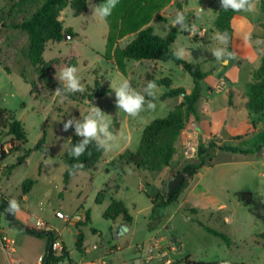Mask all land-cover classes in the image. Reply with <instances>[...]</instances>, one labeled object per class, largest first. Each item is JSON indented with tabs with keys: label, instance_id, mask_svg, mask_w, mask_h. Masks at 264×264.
<instances>
[{
	"label": "rangeland",
	"instance_id": "1",
	"mask_svg": "<svg viewBox=\"0 0 264 264\" xmlns=\"http://www.w3.org/2000/svg\"><path fill=\"white\" fill-rule=\"evenodd\" d=\"M179 2L181 8L171 2L160 13L165 21L155 17L150 26L162 37L176 27L174 51L184 46L187 54L183 59L208 73L201 82L202 96L197 104L201 120L196 123L194 120L184 131L172 167L121 172L115 170L112 162L127 150L136 152L146 126L166 118L180 104V99H163L161 96L167 89L158 87L156 108L132 118L116 107L112 90L104 97L83 103L56 96L54 92L61 85L56 75L66 66L77 67L86 95L93 94L98 83L101 88H110L124 79L142 91L148 74L155 78L170 77L173 88L191 92L195 85L193 78L174 62L128 60L126 73L121 72L115 61L106 57L109 25L94 15L95 0L89 1L93 7L88 3V10L80 16L75 15L71 6L61 13L60 20L71 34L67 33L62 42L46 45L45 63L39 70L29 57L27 34L12 27L25 14L13 9L11 1L0 0V107L14 112L28 134V142L14 149L12 137L3 134L2 143L10 151L4 165L15 164L46 133L44 151L33 152L10 177L2 175L4 168L0 170V193L19 203V211L14 215L20 223L34 227L37 221H42L48 228L43 231L60 233L75 262L86 256L76 244L81 231L84 247H99L87 255L88 259L101 258L106 264H223L224 261L264 264V112L255 114L245 105L246 87L264 56L259 55L255 44L264 40L262 0H256L253 12L245 13L249 19L247 30L240 21H235L239 51L227 65L217 62L211 53L219 46L214 36L220 32L214 27V20L221 7L220 0ZM34 10L35 7L31 12ZM177 12H183L187 23L196 26L195 33L182 31L179 25L173 27ZM244 33L251 34L258 54L253 61L241 55ZM135 38L136 35H129L117 45L123 49ZM232 48L234 52L233 42ZM217 85L221 92L213 91ZM91 103L111 121L115 146L105 151L95 168L80 171L66 183L62 157L69 152L75 133L71 128L65 132L63 123L70 117L79 119L86 115ZM225 129L233 136L223 142L225 146L243 149L263 146V149L251 155L226 150L210 153L207 166L199 171L177 203L153 211V201L160 193H168L169 182L183 174L187 164L197 162L200 142L207 144ZM27 180L35 181V185L24 196L23 185ZM104 190L108 193L98 204V194ZM244 192L253 193L250 204L237 197ZM112 199L126 204L133 216L130 227L124 226L121 217L115 221L104 218ZM86 213L90 214L91 223L78 228L77 223L86 220ZM199 222L227 235L231 244L207 232ZM0 225L10 232L6 215ZM9 234L19 253L7 254L0 243V264H16V257H25V264H34L39 255H45L47 237L39 239L18 230Z\"/></svg>",
	"mask_w": 264,
	"mask_h": 264
},
{
	"label": "trees",
	"instance_id": "2",
	"mask_svg": "<svg viewBox=\"0 0 264 264\" xmlns=\"http://www.w3.org/2000/svg\"><path fill=\"white\" fill-rule=\"evenodd\" d=\"M9 1L14 3L13 9H18L25 14L19 22L12 23V27L27 34L29 40V57L35 67L40 70L41 66L45 63L44 54L46 45L49 42H62L67 33L71 34V30H65L64 22L60 20L61 13L68 6H71L75 15L80 16L88 10V3L90 0ZM173 1L181 8L179 0H120L117 7L113 10L112 15L105 19L109 25L107 41L108 51L106 57L108 60L113 59L121 72L126 73V62L128 60L137 62L145 60L163 63L174 62L185 69L193 78L195 84L194 88L189 93L182 87L173 88V80L170 77L155 78L150 74L145 77L143 89L148 81H155L158 87H165L167 89V92L162 96L163 99H178L182 97L183 100L166 118L154 120L146 126L140 146L136 152L127 150L121 154L118 159L112 162V166L121 172H134L141 169L160 171L164 168L172 167L175 156L179 151L178 144L182 140L183 133L189 126L191 118H195V123L201 120L197 104L202 96L201 82L208 76V73L201 71L199 66L187 62L184 59H177L173 55V46L178 35V29L176 27L173 28L166 37H162L150 26L155 17L161 19V21H165L160 13ZM95 2L98 6L102 4L104 0H95ZM261 6L264 10V0H262ZM33 7H35V10L31 12ZM242 13L244 12L224 11L222 7H220L214 20V27L220 33L226 32L230 37L228 44V51L230 52H233L232 42L234 29L232 27V20L236 15ZM8 16H11V14H8ZM129 35H136V38L125 48H119L117 45L118 42ZM110 93L111 89L109 87L101 88V85L98 83L94 93L91 95L74 93L67 94L66 96L83 103L87 99L92 101ZM245 105L248 110L255 114L264 112V56L262 57L259 68L254 72L253 80L246 87ZM4 133L12 137L11 139L14 142L12 149L21 148L28 142V134L22 122L16 118L15 113L4 107H0V169L10 156V151H6L2 143V136ZM45 137L46 133L34 149L26 151L15 164L7 165L4 168L3 176L10 177L13 171L20 167L33 152L44 151ZM240 137L241 136H238V138ZM79 139V137L74 135L70 140V148L77 143ZM262 149L263 146L251 149L227 147L224 143L219 144L218 137L209 141L207 144L201 141L197 150V162L187 164L183 170L184 182L171 197H168L166 193H160L157 199L153 201V211H155L156 208L166 209L177 203L181 194L190 186L191 181L196 177L199 171L207 166L210 153L216 150H226L233 154L251 155ZM18 150L19 149L16 151ZM104 153V150H98L95 143H93L89 146L88 151L79 157V160L73 158L69 152L65 154L62 157L66 167L64 173L65 182H69L80 171L93 169L100 162ZM78 163L83 164V167L73 170V166ZM34 185L35 181L27 180L23 185V194L28 195ZM106 194L107 190L101 191L98 194L96 200L98 204L103 202ZM237 197L244 203L250 204L254 195L251 192H244L238 193ZM5 204L6 203L3 202L0 205V210L5 211L8 209ZM103 216L105 219L113 221L121 217L124 226L127 228L133 224V216L129 213L126 204L117 199H112ZM8 218L12 227L18 228L37 238L43 239L47 237L49 239L47 253L44 257V264H63L70 260L69 253L66 249L59 255L49 250V246L56 235L54 232L30 229L18 222L15 219L14 213L11 212H9ZM90 223V214L86 213V220L78 222L77 227L80 228ZM199 223L210 234L222 238L228 245L231 244L230 238L227 235L207 227L201 222ZM83 239V233L79 231L76 244L80 251H83Z\"/></svg>",
	"mask_w": 264,
	"mask_h": 264
},
{
	"label": "clouds",
	"instance_id": "3",
	"mask_svg": "<svg viewBox=\"0 0 264 264\" xmlns=\"http://www.w3.org/2000/svg\"><path fill=\"white\" fill-rule=\"evenodd\" d=\"M119 2L120 0H104L102 4L94 6V15L99 16L101 19H106L112 15L113 10ZM220 3L224 11L253 12L256 7V0H220ZM89 6L93 7L90 3ZM200 11L202 12L203 9L201 8ZM172 24L173 27L179 25L182 31H190L192 33L197 31L194 24L190 26L187 23L183 12H177ZM242 38L244 43L251 47L253 43L251 34L244 33ZM214 39L218 42L219 46L213 48L211 53L217 62L227 65L231 60L236 58V53L228 51L230 37L226 32L216 33ZM255 44L258 46L259 55H264V47H259L260 45H264V40H257ZM186 54L187 50L184 46H178L173 52V55L177 59H183ZM249 59L254 60L255 57H250ZM56 79L61 84V87H58L54 92L58 97H66L67 94L83 93L85 91L81 77L78 75V69L75 66L64 67L56 75ZM110 88L115 93L116 107L129 117L136 118L142 112L156 108L154 101L157 98L158 85L155 81H148L142 92L134 88L128 79L122 80L115 86L110 85ZM106 115L99 107L92 104L86 115L79 119L70 117L63 123V130L65 132L70 128L74 129L75 135L80 138L69 150V154L73 158L79 160V157L88 151L89 146L93 143H95L98 150H112L115 146L116 136L110 130L111 121L106 119ZM82 167L83 164L78 163L73 166V170ZM19 207V203L15 199L8 202V211L11 213L19 211ZM223 264H229V262L224 261Z\"/></svg>",
	"mask_w": 264,
	"mask_h": 264
},
{
	"label": "crops",
	"instance_id": "4",
	"mask_svg": "<svg viewBox=\"0 0 264 264\" xmlns=\"http://www.w3.org/2000/svg\"><path fill=\"white\" fill-rule=\"evenodd\" d=\"M245 13L246 12H244V13H242V14H238V15H236L235 16V18L232 20V27H233V29H234V34H233V47H234V53H238V51H239V49H237V31H236V28H235V21H240L241 23H242V25L244 26V29L245 30H247L248 29V24H249V19L247 18V16H245ZM242 47L244 48V51L242 52V54L241 55H243V56H245V57H248V60H250L249 58L250 57H255V59L258 57V54H257V52L255 51V48H254V45L252 44L251 45V47H249V46H247L245 43H244V41L242 40ZM254 59V60H255ZM250 61H253V60H250ZM219 87V85H217L214 89H213V91H218V92H221V90H219V89H217ZM221 87V86H220ZM188 92V91H187ZM190 93V92H189ZM165 94V93H164ZM163 94V95H164ZM162 95V96H163ZM161 96V97H162ZM178 99H180V103H181V101L183 100V98L182 97H180V98H178ZM195 120V118L194 117H192L191 118V122H190V124L189 125H191L192 124V122ZM5 164V163H4ZM6 166L5 165H3V167L2 168H5ZM96 167V166H95ZM94 167V168H95ZM2 168L0 169V170H2ZM116 170V169H115ZM118 171V170H117ZM2 175H3V172H2ZM107 193H108V191H107ZM25 196V195H24ZM23 201H25V198H23L22 199ZM10 200L8 199V197H6L3 193H0V205L4 202V203H6L5 205L7 206V208H8V202H9ZM112 201V200H111ZM111 203V202H110ZM110 205V204H109ZM108 205V206H109ZM3 215H6L7 216V219H8V225H9V227L11 228V230H10V232H7L6 231V229H4V228H2L1 227V225H0V233L1 234H3L4 235V238H6V239H8V240H10L11 242H13V244H14V241L13 240H11V238H10V234L9 233H11L12 231H16V230H18V231H22V230H20V229H18V228H15V227H12L11 225H10V221H9V218H8V215H9V211H8V209H6L5 211H2V210H0V220H1V218H2V216ZM86 217V216H85ZM82 221H85V219L84 220H82ZM18 222H20V221H18ZM23 225H25V224H23ZM28 228H30V229H33V230H39L36 226H32V227H28ZM23 232V231H22ZM23 233H25V232H23ZM56 236L57 237H61V235H60V233H56ZM39 239H42V238H39ZM62 241V240H61ZM63 242V241H62ZM63 244H64V242H63ZM94 246V245H93ZM92 246V247H93ZM64 247H65V249L67 250V247H66V245L64 244ZM92 247H84V245H83V251H82V253L83 254H85L86 256H83L81 259H80V261L79 262H75V261H73V260H71V256H70V254H69V257H70V260L69 261H67V262H69V264H106L101 258L100 259H88V257H87V255L92 251V250H94V249H92ZM14 249H15V252L14 253H19L18 252V250L14 247ZM47 249H48V247H47ZM87 249H89V252H87L86 250ZM6 252V251H5ZM67 252H68V250H67ZM7 253V252H6ZM46 253H47V250H46ZM46 253H45V255H46ZM69 253V252H68ZM7 254H9V253H7ZM45 255H39V257H38V259L40 258V257H45ZM38 259H37V261H36V263H34V264H37V262H38ZM15 263L16 264H25V257H16L15 258ZM66 263V262H65ZM65 263H63V264H65Z\"/></svg>",
	"mask_w": 264,
	"mask_h": 264
},
{
	"label": "built area",
	"instance_id": "5",
	"mask_svg": "<svg viewBox=\"0 0 264 264\" xmlns=\"http://www.w3.org/2000/svg\"><path fill=\"white\" fill-rule=\"evenodd\" d=\"M0 151H1V147H0ZM36 227H37L39 230H41V231H43V230H45V229H48L47 226H46V224H45L44 222H42V221H37V223H36ZM0 243L2 244L3 249H4L7 253H9V251H11V252H15L13 242H11L10 240H8V239L2 237L1 235H0ZM98 248H99V247H98L97 245H94V246L92 247V249H94V250H96V249H98ZM64 249H65V247H64L63 242L61 241V239H60L59 237H57V236L55 235V238L53 239V241H52V243H51V250H52L56 255H59V254H61V253L63 252ZM86 251L89 252V249H87ZM37 264H44V257H40V258L38 259Z\"/></svg>",
	"mask_w": 264,
	"mask_h": 264
},
{
	"label": "water",
	"instance_id": "6",
	"mask_svg": "<svg viewBox=\"0 0 264 264\" xmlns=\"http://www.w3.org/2000/svg\"><path fill=\"white\" fill-rule=\"evenodd\" d=\"M66 39V36H65ZM233 136L228 132L227 129L223 130L218 137V142L223 143L225 140L232 139ZM184 175L179 174L176 178L171 180L168 184V193L167 196L171 197L173 193L178 189V187L184 182ZM49 250H51V245L49 246Z\"/></svg>",
	"mask_w": 264,
	"mask_h": 264
}]
</instances>
